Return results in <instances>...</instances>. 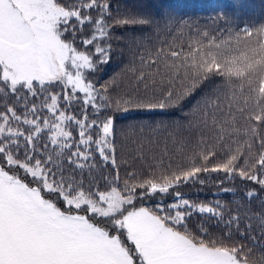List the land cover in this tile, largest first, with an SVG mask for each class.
I'll use <instances>...</instances> for the list:
<instances>
[{
	"label": "snow or ice",
	"instance_id": "6c2138e0",
	"mask_svg": "<svg viewBox=\"0 0 264 264\" xmlns=\"http://www.w3.org/2000/svg\"><path fill=\"white\" fill-rule=\"evenodd\" d=\"M95 8L103 13L109 4L99 0H0V93L43 97L39 106L33 103L28 107L31 102L27 96H20L25 101L23 119L13 108L0 112V264H257L239 258L242 247L228 246L222 239H205L209 236L206 228L189 227L193 215L210 214L223 221L218 203L215 207H197L176 190L188 183L204 186L207 178L222 173L225 179L239 176L256 182L264 191V152L258 160L245 158L241 167L237 163L240 156L233 154L223 127L218 129V144L201 139L185 151L181 142L182 159L174 170L171 161L164 165L161 160L159 178L153 172V178L130 184L129 180L147 175L133 172L128 174L122 189L113 186L118 185L117 176L105 178L110 190L94 191L95 179L85 186L74 175L65 176L60 163L65 151L70 153L69 162L81 170L85 165L72 157L89 161L98 156L106 166H117L115 121L126 118L121 114L122 104L134 103L117 98L111 102L115 104L113 111L111 98L100 95L106 86L96 89L95 81L89 79L90 73L110 62V48L98 42L107 35L103 15L95 19L83 11ZM87 25L93 26L90 38L83 36ZM261 51L264 52V45ZM177 55L175 51L171 53L172 57ZM190 55L192 64L184 65L183 91L176 101L173 91L166 95L161 92L163 98L148 99L145 110L176 106L213 68L221 69L211 53L207 59L202 54L199 60L195 53ZM246 59L244 67L225 64L219 74L226 85L232 83L233 77L248 83L256 93L257 104L247 120L264 127V63ZM148 78L154 79V74L142 72L138 77L141 81ZM257 81L258 88L252 87ZM56 88H62L63 94H50V89ZM98 95L102 104L96 103ZM61 102L65 110L82 102L83 119L66 115ZM89 109L93 115L102 114L103 119L89 120ZM44 111L49 115H43ZM210 120L211 126L216 127V113H201L197 123L208 128ZM72 123L79 128L78 140L68 130ZM19 125L25 126L24 131ZM45 133L47 138L42 142ZM246 134L255 137L257 127L246 129ZM49 144L57 149L55 153L48 151ZM73 147L75 152H71ZM260 147L264 148V134H260ZM135 151L139 159L144 158L143 140L136 142ZM218 157L220 162L209 167ZM158 195L165 199L157 200L153 207L136 206ZM169 195L173 197L171 203L166 202ZM248 196L253 197L254 193L248 192ZM233 222L230 218L226 224L230 228ZM259 264H264V258Z\"/></svg>",
	"mask_w": 264,
	"mask_h": 264
},
{
	"label": "trees",
	"instance_id": "16d2710c",
	"mask_svg": "<svg viewBox=\"0 0 264 264\" xmlns=\"http://www.w3.org/2000/svg\"><path fill=\"white\" fill-rule=\"evenodd\" d=\"M81 2L88 3L89 0H77V3ZM105 2L109 4V8L103 13L99 8L83 10L86 15L95 19H100L103 15L107 35L98 42L110 48V62L90 73L89 79L95 81L96 89L106 86V90H102L100 95L111 98L109 103L113 111L115 104L111 102L117 98L131 99L134 103L122 104L121 114L126 118L115 121L118 129L115 136L117 166H106L98 156L89 161L72 157L76 163L85 165L81 170L69 162L70 153L65 151L60 162L65 176L74 175L77 180H83L85 186L89 180L95 179L94 191L110 190L105 186L106 179L111 180L117 176L118 185L113 186L122 189L128 174L133 172L143 171L147 175L129 180L130 184L138 183L140 179L153 178V172L159 178L162 171L159 167L161 160L164 165L171 161L174 170L175 164L182 159L179 155L181 142L184 143L185 151L193 148L201 139L210 144H218V129L221 127L227 134L225 138L231 142L233 154H239L237 163L241 167L247 157L258 160L260 153L264 152V148L260 147V134H264V127L247 120L257 104L256 93L250 90L246 81L235 77L231 84L226 85L225 78L219 73L224 70L225 64L244 67L248 62L246 58L264 63V52L261 51V46L264 45V0H99L101 4ZM92 32L93 26H85L84 38H90ZM81 50H84L83 46ZM173 51L177 52V57L171 56ZM190 53H195L197 60L202 54L207 59L211 53L221 64V69L213 68L212 73L187 99L176 106L164 110H145L148 99L163 98L161 92L166 95L168 91H173V101H176L177 95L183 91L181 85L184 80V65L192 64ZM157 69L159 74H156ZM142 72L152 73L155 78L141 81L138 77ZM258 86L257 81L252 87ZM153 91L156 92L155 97ZM55 92L63 94V89H50V94ZM21 95H26L31 102L28 107H32L33 103L39 106L43 99L41 95L33 98L31 94L14 95L6 91L0 93V112L13 108L23 119L25 101L20 99ZM97 98L99 99V95ZM96 103L102 104L103 101L99 99ZM214 104H219L220 107L213 108ZM83 107L81 102L69 105L65 110L61 102V110H65L66 115H75L77 119H83ZM124 109L132 111L124 112ZM205 112L209 116L216 113V127L211 126V120L208 128L197 123L201 113ZM43 115L49 114L44 111ZM91 119H103V115H93L89 109V120ZM225 121L228 123L225 124ZM254 125L258 134L250 138L246 129ZM13 126L17 127L15 123ZM19 127L24 131V125ZM68 130L73 132L74 140L79 139V128L74 123L70 124ZM46 138L47 133L42 135V142ZM140 140L144 142L143 159H139L135 151L136 142ZM48 151L55 153L57 149L49 144ZM75 151L73 147L71 152ZM81 151L84 149L81 148ZM220 159L218 157L213 160L209 167L220 162ZM19 174L22 176V171ZM176 190L190 203L208 204L212 207L218 203V211L224 214L223 221L210 214L193 215L188 221L190 228L196 230L202 226L209 233L205 239H222L228 246L242 247L243 252L239 257L242 260L247 258L259 264L264 258V191L260 190L256 182L239 176L225 179L220 173L207 178L204 186L188 183ZM248 192H253L254 196H248ZM162 199L165 197L158 195L143 204L137 203L136 206L151 208L157 200ZM172 201L173 197L169 195L166 202ZM230 218L234 222L229 228L226 221ZM127 243L131 244L130 241Z\"/></svg>",
	"mask_w": 264,
	"mask_h": 264
},
{
	"label": "rangeland",
	"instance_id": "374dc122",
	"mask_svg": "<svg viewBox=\"0 0 264 264\" xmlns=\"http://www.w3.org/2000/svg\"><path fill=\"white\" fill-rule=\"evenodd\" d=\"M83 95V94H82ZM96 102H99V99L97 98V101ZM197 207H199L200 205H206V206H211V205H208V204H196Z\"/></svg>",
	"mask_w": 264,
	"mask_h": 264
}]
</instances>
